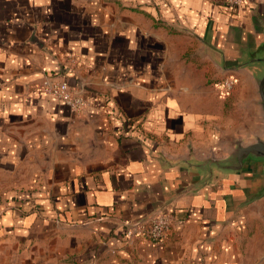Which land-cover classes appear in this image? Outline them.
Here are the masks:
<instances>
[{
	"label": "crops",
	"instance_id": "crops-1",
	"mask_svg": "<svg viewBox=\"0 0 264 264\" xmlns=\"http://www.w3.org/2000/svg\"><path fill=\"white\" fill-rule=\"evenodd\" d=\"M263 73L264 0H0V264H264V163H211L262 134Z\"/></svg>",
	"mask_w": 264,
	"mask_h": 264
},
{
	"label": "built area",
	"instance_id": "built-area-1",
	"mask_svg": "<svg viewBox=\"0 0 264 264\" xmlns=\"http://www.w3.org/2000/svg\"><path fill=\"white\" fill-rule=\"evenodd\" d=\"M228 6L237 7L247 3V0H222ZM237 78L233 74H227L214 82L216 89L222 94L227 95L232 91ZM37 88L49 95L62 100L74 113L84 110L87 105L81 89L70 84L67 80L54 75H44ZM172 224V214L161 212L154 215L149 222L140 223L125 231L127 238H144L153 242L163 241L169 233Z\"/></svg>",
	"mask_w": 264,
	"mask_h": 264
},
{
	"label": "water",
	"instance_id": "water-1",
	"mask_svg": "<svg viewBox=\"0 0 264 264\" xmlns=\"http://www.w3.org/2000/svg\"><path fill=\"white\" fill-rule=\"evenodd\" d=\"M249 2L250 0H247V3ZM256 84L263 113L262 134L253 136L250 142H243L242 140H238L237 142H235L234 147L225 158L221 160L212 159L211 163H214L221 168L241 170L245 162L247 161L264 163V73L256 78ZM260 196H264V187L260 192ZM171 211L172 210H168L166 208H161L153 211L148 215L132 218L129 221L124 222V231L137 224L149 222L150 219L156 214H159L161 212L171 213Z\"/></svg>",
	"mask_w": 264,
	"mask_h": 264
}]
</instances>
